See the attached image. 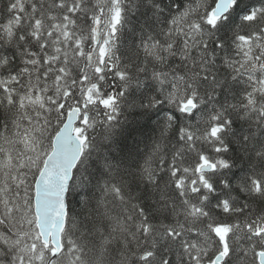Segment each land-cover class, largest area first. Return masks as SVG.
Segmentation results:
<instances>
[{
    "label": "snow or ice",
    "instance_id": "1",
    "mask_svg": "<svg viewBox=\"0 0 264 264\" xmlns=\"http://www.w3.org/2000/svg\"><path fill=\"white\" fill-rule=\"evenodd\" d=\"M146 82L150 149L86 177ZM0 264H264V0H0Z\"/></svg>",
    "mask_w": 264,
    "mask_h": 264
},
{
    "label": "trees",
    "instance_id": "2",
    "mask_svg": "<svg viewBox=\"0 0 264 264\" xmlns=\"http://www.w3.org/2000/svg\"><path fill=\"white\" fill-rule=\"evenodd\" d=\"M149 10L141 5L139 16L148 14ZM139 16L136 20L139 19ZM135 25V20L133 22ZM136 39L133 31L124 29L121 41L124 44ZM152 86L146 82L144 87L133 86L123 98L121 115L113 122L110 130L99 128L94 133L93 147L90 149L88 162L84 166V175L93 180L99 174L100 162L107 160L112 163L139 162L150 149L153 139L158 134V124L162 121L167 109L148 111L142 107L151 94ZM238 158V155H237ZM239 174V170H236ZM81 194L74 191L69 194L71 206L78 209Z\"/></svg>",
    "mask_w": 264,
    "mask_h": 264
}]
</instances>
